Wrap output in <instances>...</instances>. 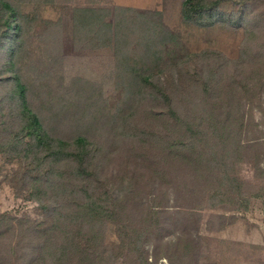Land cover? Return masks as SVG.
I'll list each match as a JSON object with an SVG mask.
<instances>
[{
    "label": "trees",
    "instance_id": "obj_1",
    "mask_svg": "<svg viewBox=\"0 0 264 264\" xmlns=\"http://www.w3.org/2000/svg\"><path fill=\"white\" fill-rule=\"evenodd\" d=\"M229 1L242 5L230 13L222 8ZM252 7L251 0H184L181 14L184 22L200 27L220 22L247 27ZM110 11L77 8L75 41L81 46L115 45V82L122 88L124 100L118 112L111 114V120L118 119L119 133L137 129L138 123L134 122L138 114L145 113L146 121L153 113L159 117L161 128L157 125L139 131L145 134L142 144L156 152L144 158L147 163L138 164L140 171L133 169L129 173L135 195L147 190L143 183L147 181L155 201L164 202L173 189L177 194L175 205L187 207L193 195H198L200 201L207 199L210 208L248 209L251 198L263 188L250 192L249 184L237 172V163L244 157L246 160L248 151L260 150L258 158L264 154V138L248 135L250 123H259L245 114L246 102L250 110L262 104L264 61L258 60L248 71L244 65L247 59L242 56L233 71L227 72L231 64L227 60L225 68L209 67L207 72L205 66L199 65L197 53L178 58L165 52L175 36L161 12L139 13L130 6H116L110 22ZM21 15V9L12 1L0 0V76L10 72L13 82L2 102L10 101L11 110H16L5 115L0 108V151L18 160L23 169L22 182L29 186L27 192L43 208L51 204L53 219H45L43 225H29V252L24 247L23 233L14 231L7 237L2 227L6 218L0 214V264H22L19 257L23 254L28 264H107L111 257L103 241L111 222L121 231L127 230L128 239L121 236L120 252L128 246L129 262L150 264L143 238L147 227L127 220L131 215L126 193L114 194L119 182L109 177L105 155L98 153L88 129H78L69 137L65 128L54 124V117L43 118L32 109L30 87L18 66L25 27L19 19ZM248 45L243 53L248 52ZM260 51L256 53L259 57L264 55V50ZM191 57L196 67L193 70L189 69ZM254 60L257 62L255 56ZM248 80L253 81V89ZM239 81L242 89L232 85ZM3 116L7 120H1ZM125 135L120 134L119 139ZM153 165H159L160 170L158 192L154 191L156 183L151 174L148 173L149 180L142 171ZM155 210L152 204L150 211Z\"/></svg>",
    "mask_w": 264,
    "mask_h": 264
},
{
    "label": "rangeland",
    "instance_id": "obj_2",
    "mask_svg": "<svg viewBox=\"0 0 264 264\" xmlns=\"http://www.w3.org/2000/svg\"><path fill=\"white\" fill-rule=\"evenodd\" d=\"M10 1L21 9L19 19L25 24L18 66L30 87L32 109L43 118L54 117V124L65 128L64 133L69 137L78 129H88L98 153L105 155L109 177L119 182L114 194L119 196L126 193L131 215V218L127 216V220L132 225L145 224L147 227L148 232L143 238L145 255L150 264H264V154L258 158L260 150L248 151L246 160L244 157L237 163V172L249 184L250 192L263 188L259 195L251 198L245 210L210 208L207 199L200 201L198 195H193L187 207L175 205L177 194L173 189L170 190V198L164 202L155 201L154 192H151L147 181H143L147 190L135 195L129 173L133 169L140 171L138 164L147 163L144 158L152 157L156 152L155 148L149 147L148 150L147 145L142 144L141 139L145 134L139 131H147L157 125L161 128L159 117L153 113L149 116L151 120L146 121L147 117L144 118L145 113L142 112L144 114L135 116L137 129L119 133L118 119L111 120V114L118 112L117 108L124 100L122 88L115 82V45L81 46L75 41L74 26V13L80 7L110 9L112 11L107 17L110 22L114 20L116 6H130L139 13L159 11L175 36V40L165 48L166 53L169 51L178 58L197 53L201 61L199 65L205 66L207 72L216 67L225 68L227 60H231L227 72L233 71L236 60L244 56L243 59L248 60L244 65L251 71L258 60L264 61V55L259 57L256 54L260 49L264 50V0H251L253 7L250 9L251 18L248 15L247 27L224 22L200 27L184 22L181 14L184 0ZM241 5L229 1L222 8L231 13ZM250 29L251 32H248ZM247 42L252 45L249 46ZM247 45L250 48L243 53ZM205 54L209 57H205ZM254 56L257 62H254ZM189 63L192 65L189 69L196 68H193L195 61L192 57ZM11 75L7 72L0 76V108L5 115L16 112L13 108L11 110L10 101L2 102L6 98L7 88L13 86ZM240 82L232 85L242 89ZM248 82L252 88L253 81ZM225 83L220 82L219 86L223 87ZM262 97V104L255 105L252 110L246 102V117L259 123L257 126L250 123L249 138H264V91ZM56 114L60 117L57 118ZM1 120H7V116ZM120 134H126L123 140H120ZM152 167H145L142 171L148 177V173L151 174L153 183H156L154 191L158 192V181H161L159 165ZM22 174L18 160H12L8 154L0 151V214L6 218V225L2 227L7 230V237L14 231L23 233L27 237L24 247L30 252L29 225H43L45 219L52 221L53 208L50 204L45 209L35 198H31L27 192L29 186L22 182ZM152 204L155 212L150 211ZM7 226L13 228L8 229ZM126 234L125 228L121 231L116 224L108 223L103 241L111 257L107 264H131L128 246L120 252L121 236L127 240ZM19 260L22 264H28L24 254Z\"/></svg>",
    "mask_w": 264,
    "mask_h": 264
}]
</instances>
